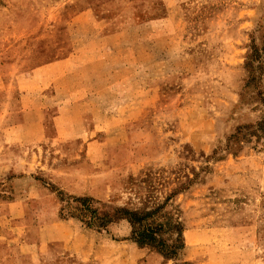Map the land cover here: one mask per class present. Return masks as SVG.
Listing matches in <instances>:
<instances>
[{"label":"rangeland","instance_id":"obj_1","mask_svg":"<svg viewBox=\"0 0 264 264\" xmlns=\"http://www.w3.org/2000/svg\"><path fill=\"white\" fill-rule=\"evenodd\" d=\"M263 43L264 0H0V256L34 264L14 241L33 244L53 220L68 225L43 233L47 264H264V148L225 152L263 113L239 102ZM24 106L44 112L27 148L14 140L32 123L7 132ZM44 190L57 213L5 212ZM83 200L100 218L166 203L184 250L140 249L124 220L89 229Z\"/></svg>","mask_w":264,"mask_h":264},{"label":"trees","instance_id":"obj_2","mask_svg":"<svg viewBox=\"0 0 264 264\" xmlns=\"http://www.w3.org/2000/svg\"><path fill=\"white\" fill-rule=\"evenodd\" d=\"M263 54L264 43L260 51L253 47L248 54L245 70L249 79L240 93L239 100L241 105H250L258 101L263 113L254 124L239 126L226 138L225 152L233 156L242 152L245 146H252L254 150L264 148V88H261V78L264 75L261 62ZM86 203L87 200H83L84 210L93 215L84 222L89 229L106 228L113 222L124 220L131 228L130 241L138 248L156 250L167 260H178L180 253L184 250L181 224L173 221L171 215L162 214L166 203L145 212L118 209L115 211V216L105 215L101 218L97 217V213L92 211ZM167 235L174 237V240L165 239Z\"/></svg>","mask_w":264,"mask_h":264},{"label":"crops","instance_id":"obj_3","mask_svg":"<svg viewBox=\"0 0 264 264\" xmlns=\"http://www.w3.org/2000/svg\"><path fill=\"white\" fill-rule=\"evenodd\" d=\"M21 13H19L20 16ZM13 21V19H12ZM24 22V21H23ZM21 22V23H23ZM19 24V23H18ZM24 24L28 27L30 26V28L33 26V19L32 18H27V20H25ZM8 32V33H7ZM25 31L20 32L18 34H16L15 31H8L6 30V34H4V36L6 37V40L9 41L11 39H13L12 41H16L17 39L23 37ZM5 40V41H6ZM4 42V41H3ZM10 46V45H9ZM8 46V48H9ZM4 48L6 49L7 47H5L4 44ZM4 90V85L0 76V93ZM21 113V118H20V122L16 125V127H13L14 129H8L7 132H13V133H17L15 131L18 130L19 133L17 134H23L26 133L25 132V127L26 125H28L29 123H32L31 125H34L35 130L34 132L31 133V136H29L28 138H26V136H24V138H19L18 140H14V142H20V143H25L23 145L20 144V146L22 147H30V146H34L36 145V143H39L42 141L43 139V135H44V129L42 127L43 125V110L40 109H36V108H27L24 106V109L19 111ZM6 116V115H4ZM2 116V117H4ZM29 117H33L34 119L31 120L30 122L27 121V119H29ZM58 115L57 113L54 114V117L52 118V122L54 121H58ZM3 128H5L4 126H2V128H0V131L3 130ZM21 132V133H20ZM6 139L7 135H6ZM2 141V143H7L5 140H0ZM3 146V145H2ZM27 193V191H26ZM36 205L37 206V212H46V213H50L51 215L57 213V211L59 210V205H58V201L57 198L54 194H52L51 192H49L48 190H44V192L42 193V195L40 196H31V198H26L24 199L22 202H17V203H11L9 205L6 206L5 208V212L6 213H12V214H19V217L25 218L27 216V213L30 212V206ZM25 224H21V226L24 227ZM65 225H68V223H58L56 221L53 222V220L49 221L45 227L43 228L42 226V231L40 232V239L36 240L33 244L31 243H22L19 239H15L14 243H16L18 246H20V249L22 250V255H24V257H27L29 259V261L33 262L34 264H47V263H52L53 260L55 259V257H53L52 255L48 256L46 253L48 251L51 252V248L50 245L53 243L52 240L50 238H48V236H43L44 234H48L49 231L57 228V227H63ZM28 227V226H27ZM1 234L2 236L4 235L3 230H0V241L1 240ZM52 234V233H50ZM3 243V242H2ZM14 258L10 257V256H0V264H14Z\"/></svg>","mask_w":264,"mask_h":264}]
</instances>
